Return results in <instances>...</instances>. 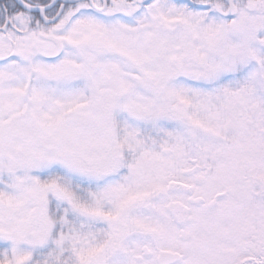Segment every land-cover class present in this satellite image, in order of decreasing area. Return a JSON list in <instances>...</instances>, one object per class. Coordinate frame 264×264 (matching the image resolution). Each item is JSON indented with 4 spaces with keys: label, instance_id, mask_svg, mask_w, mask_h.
I'll return each instance as SVG.
<instances>
[{
    "label": "snow or ice",
    "instance_id": "6c2138e0",
    "mask_svg": "<svg viewBox=\"0 0 264 264\" xmlns=\"http://www.w3.org/2000/svg\"><path fill=\"white\" fill-rule=\"evenodd\" d=\"M0 264H264V0H0Z\"/></svg>",
    "mask_w": 264,
    "mask_h": 264
}]
</instances>
